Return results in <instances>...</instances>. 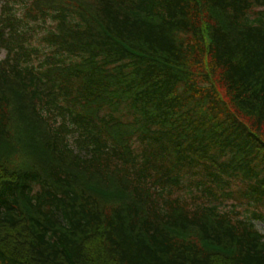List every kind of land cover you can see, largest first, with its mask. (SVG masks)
<instances>
[{
  "label": "trees",
  "instance_id": "1",
  "mask_svg": "<svg viewBox=\"0 0 264 264\" xmlns=\"http://www.w3.org/2000/svg\"><path fill=\"white\" fill-rule=\"evenodd\" d=\"M0 49V264H264V0H0Z\"/></svg>",
  "mask_w": 264,
  "mask_h": 264
},
{
  "label": "rangeland",
  "instance_id": "2",
  "mask_svg": "<svg viewBox=\"0 0 264 264\" xmlns=\"http://www.w3.org/2000/svg\"><path fill=\"white\" fill-rule=\"evenodd\" d=\"M5 55V50L4 49H0V58H3V56ZM27 140V139H26ZM15 141H13V143H15ZM12 143L11 142H2L0 143V154L3 155H7L10 148H11ZM254 226L256 228H258L261 231H264V224L259 222V221H255L254 222Z\"/></svg>",
  "mask_w": 264,
  "mask_h": 264
}]
</instances>
